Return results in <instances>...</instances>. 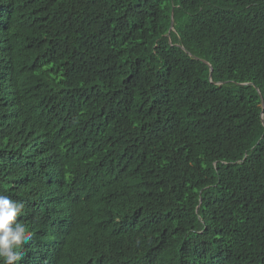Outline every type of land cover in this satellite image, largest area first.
Wrapping results in <instances>:
<instances>
[{
    "label": "trees",
    "instance_id": "trees-1",
    "mask_svg": "<svg viewBox=\"0 0 264 264\" xmlns=\"http://www.w3.org/2000/svg\"><path fill=\"white\" fill-rule=\"evenodd\" d=\"M262 103L264 0H0L16 264H264Z\"/></svg>",
    "mask_w": 264,
    "mask_h": 264
},
{
    "label": "clouds",
    "instance_id": "clouds-1",
    "mask_svg": "<svg viewBox=\"0 0 264 264\" xmlns=\"http://www.w3.org/2000/svg\"><path fill=\"white\" fill-rule=\"evenodd\" d=\"M23 208L22 203L0 194V264H16L21 259L20 247L32 239L18 220Z\"/></svg>",
    "mask_w": 264,
    "mask_h": 264
},
{
    "label": "water",
    "instance_id": "water-1",
    "mask_svg": "<svg viewBox=\"0 0 264 264\" xmlns=\"http://www.w3.org/2000/svg\"><path fill=\"white\" fill-rule=\"evenodd\" d=\"M171 27H172V25H171ZM263 105H264V103H262Z\"/></svg>",
    "mask_w": 264,
    "mask_h": 264
}]
</instances>
